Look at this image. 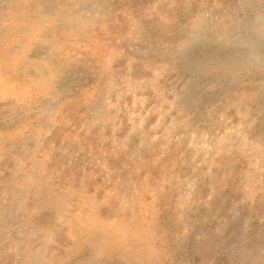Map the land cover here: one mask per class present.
Here are the masks:
<instances>
[{
    "label": "rangeland",
    "instance_id": "1",
    "mask_svg": "<svg viewBox=\"0 0 264 264\" xmlns=\"http://www.w3.org/2000/svg\"><path fill=\"white\" fill-rule=\"evenodd\" d=\"M166 190L196 264L264 263V0H0V264H178Z\"/></svg>",
    "mask_w": 264,
    "mask_h": 264
},
{
    "label": "trees",
    "instance_id": "2",
    "mask_svg": "<svg viewBox=\"0 0 264 264\" xmlns=\"http://www.w3.org/2000/svg\"><path fill=\"white\" fill-rule=\"evenodd\" d=\"M195 4V1L192 3ZM133 73L136 75H141V74H146L145 71H141L140 69H135L133 70ZM248 80V78L246 79ZM250 81L254 79H249ZM250 81L242 82V83H247ZM120 159L116 158L113 159V163L118 166ZM169 168V165L167 166ZM237 168V169H236ZM215 169V167H213ZM238 167L234 166V171H232L231 178L228 179V185L225 188V197L224 199V205H218L219 210L221 212H224L225 210L227 211L228 208L230 207V210L233 211V215H242L243 217L248 216V209L245 207L248 205L246 201L243 199H240L239 201L236 200V194L235 192H232L231 186L236 185L237 181L239 179V172ZM157 205H158V211L156 212V221L157 225L156 227L159 231V233L162 234V239L160 240L161 243H165L166 246H169L172 249V255H174L175 260H177L178 264L179 262H182L180 264H196L194 257H192V247H193V238L192 234H189L187 236H184L183 233L179 230L178 226V221L176 220V215L174 213L173 207H174V194H171L169 190L160 192L158 194V199H157ZM233 202V203H232ZM116 202H113V205ZM246 204V205H245ZM245 205V206H244ZM112 210L114 212L116 210V207L112 208V205L110 207L103 206L101 208L102 211H108ZM215 207H207V212L209 213L210 211L215 210ZM200 211V209H199ZM199 214V213H198ZM222 214V213H221ZM226 215V214H224ZM205 216V213L199 214L196 216L198 220H201ZM240 218H243V217ZM242 221V220H239ZM260 231L264 232V221L262 222V227ZM228 233L231 232L230 230L227 231ZM257 236H253L250 239H245L246 242L245 244L250 243L249 246V252L248 256L250 258H247V256H243L241 258L239 263H233L230 259H223L222 257L219 258V261L216 264H264L261 261H256V255H257V246H256V239ZM256 239V240H255ZM180 244V245H179ZM244 242L241 243V245H245ZM174 246H177L178 249L174 251ZM118 252L117 250L115 253L112 254V257H117ZM117 264H129L128 262H125V260L118 261Z\"/></svg>",
    "mask_w": 264,
    "mask_h": 264
}]
</instances>
